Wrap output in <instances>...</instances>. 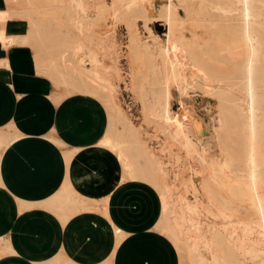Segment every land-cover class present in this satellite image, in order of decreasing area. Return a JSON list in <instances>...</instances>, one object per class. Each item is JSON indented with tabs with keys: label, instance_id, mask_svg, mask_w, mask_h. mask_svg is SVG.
Listing matches in <instances>:
<instances>
[{
	"label": "bare ground",
	"instance_id": "1",
	"mask_svg": "<svg viewBox=\"0 0 264 264\" xmlns=\"http://www.w3.org/2000/svg\"><path fill=\"white\" fill-rule=\"evenodd\" d=\"M20 4L26 8L23 14L27 18V30L18 35L3 27L0 31V48L3 52H10L14 45L19 46L17 50L33 49V64L38 75L46 76L65 88L99 99H103L106 93L111 94L115 88L114 82L108 77V67L104 68L107 70H104L106 77L98 75L103 51L113 52L115 48L109 31L97 35L96 28L100 21L106 22L110 29L125 23L132 34L131 52L141 66L140 71L144 73L140 93L145 117L155 123L173 142L180 144L187 154L203 162L204 157L192 132L193 110L190 103L195 100V90L215 98L219 109L217 132L220 136L227 137V141L221 140L223 166L233 175L234 182L225 185L221 176L225 172L222 169L221 174L212 173L210 178L215 187L207 186L205 192L218 211L226 213L238 225L243 226L244 230L251 231L253 237L249 241L246 238H226L215 229L206 236L208 240L204 242L211 253L204 255L205 252L193 247L190 239L188 241V238H184L187 247L185 255L192 264H208V261L214 264H264L263 0H165L161 6L162 21L166 25L167 33L162 39L150 34L152 31L149 25L153 23L150 17V0H111L110 4L100 2L95 6L90 5L87 0H20ZM181 10L184 14L180 13ZM40 15L51 18L56 27H46L42 19H38ZM139 21L145 27H142V31H148L150 37L143 35L144 32L142 34L137 24ZM187 22L210 34L218 32L221 37H234V40L240 38L247 48L246 57L235 67H218L214 60L224 61L227 59L226 54L224 50L218 52L216 48H212L208 50L207 58L200 61L196 50L197 39H189L182 33ZM22 53L20 54L23 58L26 54ZM47 53L50 58L43 60ZM62 60L76 61V75L62 73L56 64ZM0 66L13 71L12 62L7 55L0 56ZM90 71L95 75L89 81L83 75ZM190 73L198 79L196 84L192 76L188 77ZM172 90L180 99L177 112H174L171 102ZM41 116L38 120H42ZM45 119L47 121L48 118ZM113 123L108 126L110 128L107 133L104 132L101 140L83 150L81 148L82 152L76 156L59 152L56 163L64 171L60 191L66 192L58 193L52 198L50 196L51 199H47L45 205H50V208L57 205L55 207L58 208L74 204L77 200L71 196L70 191L75 189L82 190L88 200H94L91 192L96 184H103L106 194H109L107 190L111 188L110 184L119 180L115 168L118 163L125 161L133 181L143 185L147 183L155 189L159 206L155 229L174 232L170 223L175 208L174 195L166 185L162 166L154 159L149 144L136 136L133 139H129L130 136L120 137ZM53 128L59 130V126L53 125ZM57 140L54 136L43 138L46 145L54 148L60 143ZM140 158L145 160L144 165L139 162ZM5 181L0 174V184ZM242 182H246L247 187H243ZM225 192L227 197L223 194ZM237 201L252 205L257 212V218L241 219ZM179 202L184 221L194 228L196 240H201L202 230L200 231L197 218L184 199ZM62 210L58 209L59 212ZM255 238L259 241L253 242ZM0 244L2 245V241ZM2 247L6 250L9 246L6 244ZM7 254L18 253L0 251V255ZM50 264L63 263L57 259Z\"/></svg>",
	"mask_w": 264,
	"mask_h": 264
},
{
	"label": "rangeland",
	"instance_id": "2",
	"mask_svg": "<svg viewBox=\"0 0 264 264\" xmlns=\"http://www.w3.org/2000/svg\"><path fill=\"white\" fill-rule=\"evenodd\" d=\"M87 1L90 5L92 4V6L100 2L105 4L111 3V0ZM155 1H157L156 4ZM0 3H3V6H0V24L4 25L3 27L6 28V25L11 26L13 24L26 25L27 18L23 14L26 8L24 5L20 4V0H0ZM150 3L149 9H152V15H150V17L153 22L149 25L152 31H150V34H155L154 36L156 38L162 39L167 33L166 25H164V21H162V6L165 0H150ZM180 13L184 14L182 10ZM45 17L46 16L43 17L40 15L38 19H42L41 21L46 27L54 29L56 27L54 21L51 20V18ZM142 23V21L137 23L141 31L142 27L145 28ZM185 28L182 33L189 37V39H197L196 50L200 61L207 58L206 54L208 50L212 48H216L218 52L224 50L226 54V60H214L218 67H235L238 62H241L246 57L247 48L240 38L239 40H234V37H221L218 32L210 34L208 31L195 28L192 26L191 22H187ZM111 29L107 28L106 22L104 21H100L96 28L97 35L109 31L112 44L114 45L112 46L115 48L113 52L104 50L101 56L102 61H99V68L101 71L98 75H107L104 71L106 70L104 69L105 67H108L110 70L108 77L112 79L115 84V88L111 94H104L103 99H99L96 96H86L72 89L65 88L49 78L51 81L48 79L40 80V91H37L35 94H17L13 96L12 91L10 92L6 86L7 81L3 79L5 78L3 76L6 74V71L0 70V120L8 119L11 121V124L0 130L13 131L12 124L14 122H18L19 119L23 118L27 119L31 115L36 114L38 119H40L41 115L43 116V118L41 116L42 121L45 117L48 118L47 121L46 119L43 121L45 125L39 133L59 135V133L55 132L52 128V123L55 117L60 115L56 117L58 119V125L60 126L59 129L66 126L67 122L65 119L70 121L71 129L65 132L68 133L67 135L70 134L71 136H68V139L65 140L71 142V145L77 140L76 135L79 134L89 137L90 142L98 139L94 143L96 144L101 140L100 138L107 133V130L110 128L108 126L113 122L116 125V130L120 137L130 136L128 138L133 139L136 136L142 142L149 144L154 159L159 162L165 172L164 178L166 185L174 195L175 208L172 212L170 221L174 232H161L154 228L159 216L156 193L149 186L133 182L130 169L126 165V162L119 161L120 163H118V166L115 168V174L119 180L117 183L110 184L111 188L108 189L107 192L110 193L111 190L122 184L119 187L121 193L115 199H112V201L110 198V215L115 218L113 214V211H115V214L121 219V222L134 225L135 229H139V231L150 226L153 228L149 231L138 232L124 242L118 253L119 264H178L177 254L174 249L179 255L180 264H192L187 260L188 258L185 255L187 247L184 238H188V241L190 239L189 242L193 244V247L199 249L201 252L203 251L202 253L205 252L204 255H206L207 252H212L204 243L208 240L206 236H209L215 229L222 235L224 234L226 238H246L248 241L251 240L253 237L251 231L244 230L243 226L238 225L236 221L230 218L226 213L224 214L218 211L216 205L210 201V198L205 192L207 186L215 187L210 178L212 173L221 174L222 169L225 172L224 175H221L224 178L225 185L233 184L234 182L233 175L223 166L224 156L221 151V140L227 141V137L224 135L220 136L217 132L219 109H217L215 98L211 95L202 93L203 91L195 90L193 94L195 100L190 103V107L193 110L191 115L192 132L195 135L196 142L204 157L203 162L187 154L180 144L173 142L163 131L159 130L155 123L145 117L140 93V85L143 81L144 73L140 71L141 66L131 52L132 34L127 29L125 23L117 24L115 29ZM215 29L217 28H214V30ZM73 34L77 37L76 33L73 32ZM142 34L150 37L148 31L144 30ZM49 58L47 53L43 60ZM56 64L62 73L76 75L75 67L78 68V66H75L76 61L68 62L62 60L58 61ZM191 74L192 73H190L188 77L192 76L193 78H191L193 80L195 79L194 81L196 84L198 79L194 78V75ZM94 75L95 73L90 71L86 75H83V77H86L90 81L91 77L93 78ZM11 83H14V81L11 80ZM20 98H22V100ZM171 102L174 112H177L180 99L178 94L173 90ZM19 103L18 111L17 104ZM113 104H115L116 107L112 106ZM80 130L81 132H79ZM126 130H129V132ZM86 147H88V145L81 146L82 150ZM65 149V147L62 148V150ZM67 149H70V147ZM82 150L80 152H82ZM58 154L59 152L56 148H49L46 145L33 143V140H26L25 143L10 148L5 152L3 168L5 172L7 171L6 169H8L6 178L27 190H32L35 187H43L45 190L51 187H57L61 183L63 174V167L58 165V163L56 165ZM139 160L141 165L145 164L144 159L140 158ZM55 166L57 170L54 173H50ZM13 169H15V175L11 174L13 173ZM241 184L243 187H247L246 182H242ZM65 192L66 191H59L58 193ZM70 194L77 201H89L80 189L70 191ZM223 194L226 197L228 196L226 192ZM180 199L185 200L192 210L193 215L197 218L196 220L199 222L200 231L202 230L201 240H196L194 228L184 221L183 212L179 208ZM236 203L241 213H239L241 219L257 218L256 210L248 202L237 201ZM96 204L99 203L96 202ZM241 205L243 207H241ZM244 207H247V209ZM87 209L90 210V208ZM97 210L98 208H95V211ZM120 226L123 228L128 227L123 224H120ZM186 228L188 230H186ZM158 232L164 236L160 235ZM203 234L205 235L204 237ZM103 237L97 239L95 244V247L99 250L106 249L109 242L111 243L108 237ZM256 241L258 242L259 240L255 238L253 242ZM91 242L90 239L86 238L85 243ZM57 259L63 264H69L65 259ZM210 262L208 261L207 263L214 264V262ZM1 264L29 263L17 259H9L2 261ZM215 264L217 263L215 262Z\"/></svg>",
	"mask_w": 264,
	"mask_h": 264
},
{
	"label": "crops",
	"instance_id": "3",
	"mask_svg": "<svg viewBox=\"0 0 264 264\" xmlns=\"http://www.w3.org/2000/svg\"><path fill=\"white\" fill-rule=\"evenodd\" d=\"M0 4V6H3V3ZM3 26L4 25L0 24V31ZM6 28L18 35L24 34L27 30L26 26L19 24H13L11 26L6 25ZM17 47L19 46H12L11 51L8 53H4L0 48V56L7 55L8 58H10L13 71H8L1 66L0 70L6 71L5 76H3L5 78L3 79L7 81L6 86L10 92L12 91L13 96L17 94L33 95L37 91H40V80L50 79L36 73L33 64V49L17 50ZM22 52H24V54ZM20 53L26 55L22 58ZM18 56H20V58H18ZM25 59H27V61H25ZM25 66L26 69H24ZM11 80H13L14 83H11ZM20 99L22 100V98ZM20 103L17 104L18 111ZM56 117L53 120L52 128L53 125L59 126L58 122H56ZM65 121L67 124L64 128L59 130L53 128L59 135L39 133L44 124H41L43 123L42 120L36 118V114L31 115L27 119L23 118L19 119L18 122H14L12 124L13 131L0 130V174L6 180L5 183L0 184V241H2V245L0 244V251H16L18 253L17 255H0V264L2 261L9 259L26 261L29 264H50L57 258L65 259L69 264H119L118 253L124 242L138 232L153 229L152 226H150L139 231V229H135L134 225L121 222V219L117 217L115 211H113L115 218L110 215L109 200L111 198L112 201V199H115L121 193L119 187L122 184L111 190L109 194H106V189L103 184H96L92 187L91 192L92 197H95L94 200L77 201L74 204H67L71 206L63 205L65 208H62L63 206H58V208H56L55 206L57 205H53L50 208V205H48V208L45 202H47V199H51L52 196L54 197L58 194L61 188L60 185L51 187L47 190L43 187H35L32 190H27L6 178L8 169H6L7 171L5 172L3 168L5 152L10 148L25 143L26 140H33V143L46 145L43 142V138L54 136L58 139L57 142L61 143L56 144V150L60 153L70 154L72 156L79 154L81 146L88 145V147H90L98 140L90 142L89 137L78 133L79 135H76L77 140H72L74 144L71 145V142L65 140L68 139V136H71L70 134L67 135L68 133L65 132L71 129V124L69 120L65 119ZM9 124H11V121L8 119L0 120V129H4V127ZM79 132H81V130ZM64 147L66 149L63 151L62 148ZM69 147L70 149H67ZM14 170L15 169H13V173H11L12 175L16 174ZM56 170L57 167L55 166L50 173H54ZM63 175L64 174H62V179ZM145 185L150 187L147 183H145ZM150 188L153 189V187ZM153 190L155 192V189ZM96 202L99 204H96ZM98 205H100V207ZM47 208L51 211H48ZM87 208H90V210ZM95 208H98V210L95 211ZM58 209L59 211L61 209L64 211L62 210V212H59ZM73 211L75 213H73ZM119 223L128 227L123 228ZM157 223L158 219L154 228H156ZM159 234L163 235L161 233ZM103 236L108 237L111 243L109 242L106 249L99 250L95 247V244L97 239H101ZM86 238L90 239L92 242L85 243ZM6 244L9 247L4 250L2 246ZM174 251L177 254L178 264H180L179 255L175 249Z\"/></svg>",
	"mask_w": 264,
	"mask_h": 264
}]
</instances>
